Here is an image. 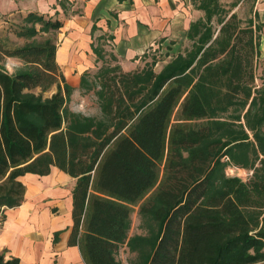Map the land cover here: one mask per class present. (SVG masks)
I'll return each mask as SVG.
<instances>
[{
    "label": "trees",
    "instance_id": "trees-1",
    "mask_svg": "<svg viewBox=\"0 0 264 264\" xmlns=\"http://www.w3.org/2000/svg\"><path fill=\"white\" fill-rule=\"evenodd\" d=\"M191 3L204 15L159 73L154 63L101 70L91 86L99 118L70 112L74 88L57 44L34 40L62 29L61 21L30 13L18 36L33 41L0 43V211L23 204L21 177L56 167L77 179L70 244L87 264H121L125 244L136 254L130 264L264 262L263 24L220 0ZM93 50L105 62L104 51ZM8 58L24 68L10 74L1 65ZM233 167L252 174L230 177ZM139 204L147 234L129 237ZM0 264L20 260L0 254Z\"/></svg>",
    "mask_w": 264,
    "mask_h": 264
},
{
    "label": "crops",
    "instance_id": "crops-1",
    "mask_svg": "<svg viewBox=\"0 0 264 264\" xmlns=\"http://www.w3.org/2000/svg\"><path fill=\"white\" fill-rule=\"evenodd\" d=\"M253 3V17L257 14L263 24L260 49L264 59V0ZM70 10L72 18L83 23L81 28L66 27L65 15ZM30 13L61 21L59 31L77 38L57 50L58 65L73 88L81 86L88 70L79 64L83 55L77 54L94 52L92 39L97 30L100 39L111 43L105 47L117 59L113 66L134 72L143 68L136 69L132 60L151 48L163 52L172 47L178 52L190 24L202 17L191 0H0V27L9 17ZM20 181L26 187L23 204L0 211V254L17 258L20 264H87L80 247L70 244L77 179L53 167L47 176L27 174Z\"/></svg>",
    "mask_w": 264,
    "mask_h": 264
},
{
    "label": "rangeland",
    "instance_id": "rangeland-1",
    "mask_svg": "<svg viewBox=\"0 0 264 264\" xmlns=\"http://www.w3.org/2000/svg\"><path fill=\"white\" fill-rule=\"evenodd\" d=\"M220 2L224 6H226L227 9L234 8V12H237L240 18L247 19L253 17V10L255 6L253 0H220ZM201 14L203 17L204 14L202 12ZM72 15H74V11L70 10L66 12V27L70 26L72 28H75V25H77L81 28V25H83V23L81 24L80 21H78L79 19L77 18H72ZM24 18L25 17L23 15H17L11 18L9 17L6 21H3L0 27V43H2L5 47L9 49H17L33 41L26 40L18 36L20 27L24 25ZM38 28L40 27L38 26ZM99 36L100 32L99 30H97L95 36L92 39L93 44L97 46L98 50L104 51L103 55L105 56L104 61L106 63L103 64V61H101V59H99V57L94 52L89 51L86 54H77V56L83 55V59L81 61L78 60L79 64L83 63L84 66L88 68L87 72L83 74V76H86L87 84L84 87L79 86L74 88L75 91L73 92L67 106L72 113L98 118L102 116L98 98L96 96V91L98 89H91V86L97 83L96 77L103 68L107 66H113L116 63V60H114L112 57L110 49L108 47H105L111 46V43L107 42V39H100ZM47 38L53 39L56 42L58 48H61L63 44L65 45V43L67 42L71 43L69 42L70 40L75 41V39H77L74 37L65 36L63 31H56L49 34H39L34 38V40H36V42H43ZM186 45L187 43H183L181 48L183 49ZM177 53L178 52L174 51L172 47H168L167 50H164L163 52L159 51L158 49L154 50V48H151L149 51L132 60V64L136 66V69L138 67L144 69L147 63H154V71L159 73L163 69V67L169 61H171L174 56L177 55ZM1 65H3L10 74H15L17 71L24 68L23 62L15 58H12L11 60L5 59V61ZM257 76V85H261L262 79L264 78V59L262 58L260 59V63L258 66ZM56 91L57 89L56 87H54L51 91L46 92L44 94V97H50ZM40 92L41 90L39 89L35 90L36 94H39ZM226 173L230 177H239L245 181H247L252 174L248 170L234 167L228 168ZM140 204H142V202ZM140 204L134 206L133 208L129 237L147 234L146 230L142 228V220L139 214ZM135 258L136 254L131 253L126 244L120 247L117 259L121 264H130ZM257 264H264V262H260Z\"/></svg>",
    "mask_w": 264,
    "mask_h": 264
}]
</instances>
